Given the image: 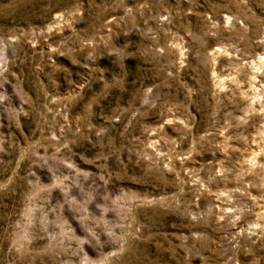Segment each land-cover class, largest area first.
Segmentation results:
<instances>
[{
  "label": "rangeland",
  "instance_id": "rangeland-1",
  "mask_svg": "<svg viewBox=\"0 0 264 264\" xmlns=\"http://www.w3.org/2000/svg\"><path fill=\"white\" fill-rule=\"evenodd\" d=\"M264 0H0V264H264Z\"/></svg>",
  "mask_w": 264,
  "mask_h": 264
},
{
  "label": "bare ground",
  "instance_id": "bare-ground-1",
  "mask_svg": "<svg viewBox=\"0 0 264 264\" xmlns=\"http://www.w3.org/2000/svg\"><path fill=\"white\" fill-rule=\"evenodd\" d=\"M261 64H264V57H261L256 61L257 66H260Z\"/></svg>",
  "mask_w": 264,
  "mask_h": 264
}]
</instances>
